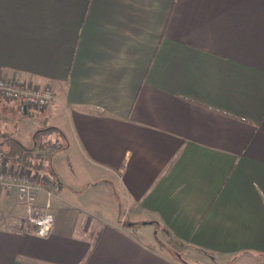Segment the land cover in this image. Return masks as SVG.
<instances>
[{
  "label": "crops",
  "instance_id": "0c3cea01",
  "mask_svg": "<svg viewBox=\"0 0 264 264\" xmlns=\"http://www.w3.org/2000/svg\"><path fill=\"white\" fill-rule=\"evenodd\" d=\"M0 77L56 96L0 144L63 143L52 234L3 223L0 264H181L153 221L174 250L264 263V0H0Z\"/></svg>",
  "mask_w": 264,
  "mask_h": 264
},
{
  "label": "built area",
  "instance_id": "2783aa9c",
  "mask_svg": "<svg viewBox=\"0 0 264 264\" xmlns=\"http://www.w3.org/2000/svg\"><path fill=\"white\" fill-rule=\"evenodd\" d=\"M0 98L19 101L22 107L31 111H44L55 99V92L50 85L35 86L21 80L0 77ZM34 156L38 159L47 160L50 155L59 149L60 143L46 144L35 143ZM10 159L4 150L0 148V192L15 193L17 200L26 213L24 217L11 218L14 231L19 234H33L38 237H49L55 226V216L38 207L39 195L47 192L52 195L61 189L60 182L50 174L39 169L26 167L25 165L9 166ZM53 179H52V178ZM3 218L0 213V227Z\"/></svg>",
  "mask_w": 264,
  "mask_h": 264
},
{
  "label": "rangeland",
  "instance_id": "374dc122",
  "mask_svg": "<svg viewBox=\"0 0 264 264\" xmlns=\"http://www.w3.org/2000/svg\"><path fill=\"white\" fill-rule=\"evenodd\" d=\"M27 84H31V85H35V86H46V85H40V84H34V83H27ZM55 99H56V96H55ZM19 105L22 106V104L19 101L8 100V99L6 100V99L0 98V110H2V114H5L7 112L11 113V115L8 118L10 120V122H7L6 125L4 124L3 121H0L1 126H2V130H4L5 126H6L5 128H7V129L10 128L11 125L13 126L14 129L16 128L18 131H20V130H36L37 128H41V126H43V125H41V118L43 119L45 117V115L43 114V111H29L28 112L25 109H23L24 107L20 108ZM45 143L46 144H52L54 142L51 140V141H45ZM56 143L57 144L60 143L61 146H63V143L60 141H56ZM54 152L50 155V157L54 154ZM46 158H48V156H46ZM9 161H10V162H8L9 166H12L11 162H14L13 164H15V165H23L19 162H15L12 160H9ZM31 170H32V168H31ZM33 170H35V169H33ZM39 170H41V169H39ZM42 171L47 173L48 176L51 174L46 169H43ZM60 184H61V182H60ZM60 190L54 192L52 195L58 193ZM44 193H47V192H44ZM14 194L15 193H12V195H14ZM47 195L52 196V195H49L48 193H47ZM11 199L12 198H10L8 196V194H6L4 192H0V213H1V217L3 218V223L6 224V222H7L9 224L8 228L14 229V227H10V225L12 224L11 218L14 217V218L19 219L20 217H24L26 211H25V209L21 208V206L19 205V202L16 203V201H15V203H14V202H12ZM13 200H15V199H13ZM129 213H130V209H125L124 217L121 221L122 225H124V224L127 225L126 223H127L128 218H129ZM153 223H155L154 226L152 228H149V229H151V231H152V229L154 231H157V238H158V243H159L158 247L161 248L163 251L167 252L168 254H172L174 258H176V256H177V258H179V261L181 262V264H264V263H261L262 260H260L259 261L260 263H258L257 261L260 257L255 256V255L248 256L247 261L242 260L239 263H236V261L232 262L231 259H228V257H221L219 255H215L212 253L211 254L205 253V251L199 252L196 248H193L190 246L188 247V246L178 245V243H176V242H174V244L179 249L174 250L172 247H170V243L165 238V237H167V235L165 234L163 228L161 226L157 225V222L153 221ZM139 224L141 226L145 225V224H143V221L139 222ZM245 258H247V257H245Z\"/></svg>",
  "mask_w": 264,
  "mask_h": 264
},
{
  "label": "trees",
  "instance_id": "16d2710c",
  "mask_svg": "<svg viewBox=\"0 0 264 264\" xmlns=\"http://www.w3.org/2000/svg\"><path fill=\"white\" fill-rule=\"evenodd\" d=\"M58 128L50 126V127H45L43 129H39L35 133V143H39V136L41 135V132L43 133L46 131V133L49 132H58ZM35 143L33 145H28L20 141L18 138H16L13 134L11 135L8 133L6 135L5 143L0 144V148L4 150L6 156L8 159L19 162L26 167L34 168V169H44L45 166L42 163L40 159L34 156V151L36 149ZM94 237H95V242L98 241L99 235H97L94 232Z\"/></svg>",
  "mask_w": 264,
  "mask_h": 264
}]
</instances>
